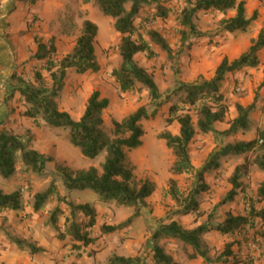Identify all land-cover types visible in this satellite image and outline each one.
Wrapping results in <instances>:
<instances>
[{
  "label": "rangeland",
  "instance_id": "1",
  "mask_svg": "<svg viewBox=\"0 0 264 264\" xmlns=\"http://www.w3.org/2000/svg\"><path fill=\"white\" fill-rule=\"evenodd\" d=\"M245 1L250 13L247 14L248 17H251L254 11H258L257 20L247 31L229 33L220 24L224 17L234 16V11H230L226 16L217 11L200 12L195 22L204 36L191 37L185 43H182L183 28L179 24L178 17L187 5V0H149V3L143 6L135 22L137 31L134 39L139 40L141 37L148 40L147 32L157 30L169 42L174 55L171 58L161 48L153 45L154 56L148 53L136 56V61L153 74L160 88L162 97L155 102L151 100L149 91L145 88L133 93L120 91L113 71L121 63L118 47L122 35L115 29V20L105 16L94 4V0H41L36 5L24 4L17 0H0V16L6 14L2 21H7L9 28L16 29L14 33H17L19 38L29 35L26 38H29L27 46L30 50L33 48V43L38 46L37 40L40 39L49 45L55 43L57 55L64 57L74 48L86 20H91L98 26V35L94 43L100 70L88 71L84 74L77 73L75 69L70 70V75L66 79L67 86L57 98L59 107L61 110L71 112L73 118L79 120L89 97L98 90L102 97L110 100V105L103 115L106 128L112 136H115L113 121H122L142 105L147 106L150 114L158 109L155 116L141 123L145 131L143 145L128 151V155L135 166L137 179L139 181L149 179L154 183L164 184L162 197L172 201L165 200V214L161 218L154 215L155 208L147 202L141 208V216L132 221L135 223L132 228H127L128 224L115 232L103 233L104 225L116 226L126 222L134 215L135 208L120 205L114 200L101 202L98 194L90 189L69 192L63 186L58 169L66 166L76 171L96 167L102 172L106 152H102L95 159L87 158L70 141L69 128L50 127L41 120L35 122L25 117L28 119L26 126L28 128H23L22 125L25 126L23 123L16 124L19 126L17 129L12 126L8 128L21 137L29 139L31 148L46 154L52 160L40 174L25 173L20 166L11 179L7 180L0 176V189L6 193L20 191L23 203L22 210L13 211L11 215L8 214L11 211L0 212V264H107L114 255L125 257L139 255L145 260V264H150L152 252L148 240L141 243L127 237L141 236V233L138 235L134 232V227L137 225L141 224L140 230L146 226V232L152 231L153 234L161 223L166 221L168 223L175 220L186 228H195L209 219L213 224L220 223L229 212L234 215L249 214L251 205L257 201V190L264 182V172L253 162L255 154L222 158L219 168L205 176V183L209 189L197 195L200 211L177 215L179 204L169 194L170 179L177 181L180 200L193 189L200 187L201 182L198 181L195 172L176 176L170 172L175 155L167 147L165 140L160 138L164 131L179 133L178 121L174 119L175 121L168 125L167 119L170 117L172 105H182L181 98L184 93L177 91L180 84L192 83L201 78L212 79L225 57L230 60L239 57L248 50L252 40L260 31L264 30V0ZM160 7L167 10V18L158 16ZM2 36L6 37L5 41L11 42L12 39L9 38L13 34ZM259 55L261 63L258 68H246L227 76L223 85L222 103L227 105L228 111L225 120L216 124L218 131L227 130L230 121L238 116L237 104L249 106L254 103L250 129L240 130L233 136L204 134L197 131L190 148V156L196 169L201 168L213 152L227 143L253 140L257 138L258 130L264 127V49ZM33 60L35 54H32L28 60V63L31 62L32 70L26 75L27 79L34 76ZM250 70L254 71L250 72ZM45 74L49 86L51 78L48 72ZM191 115L197 128L196 111L192 110ZM2 125L8 126L7 123ZM246 157L250 159V163L242 173L241 182L244 189L238 192L235 200L222 204L232 189L231 177L236 167L243 165ZM52 183L56 185V194L42 209L35 211V195L46 191ZM66 201L90 204L96 209V225L86 228L87 231L83 229L84 232H89L94 240L93 243L88 245L76 243L70 237L63 241L59 239V231L51 223V216L59 207L61 211L58 213V226L60 231L64 229L66 219L70 216V208ZM263 204L256 205L261 207ZM78 220L82 226L87 225L89 221L83 214L78 215ZM256 225L257 227H251L249 224L244 231L234 235H222L217 231L208 232L204 236V241L213 259L209 262L201 257L191 259L189 254L193 249L177 239L166 238L167 241L163 244L160 241V244L173 256L177 264H195V259L199 258L203 259V264H264L263 248L259 245V236L256 234V230L261 227L260 222H256ZM16 239L28 241L42 251L32 253L30 247H20L15 242ZM230 244L233 245L231 249L235 257L221 258Z\"/></svg>",
  "mask_w": 264,
  "mask_h": 264
},
{
  "label": "trees",
  "instance_id": "2",
  "mask_svg": "<svg viewBox=\"0 0 264 264\" xmlns=\"http://www.w3.org/2000/svg\"><path fill=\"white\" fill-rule=\"evenodd\" d=\"M18 2L36 5L41 0H17ZM149 0H94V4L105 15L115 20V29L122 35L119 44L120 65L115 68L113 75L123 93L141 91L143 88L149 91L152 101L158 102L162 95L160 88L155 81L153 74L145 67L139 65L136 56L141 53H148L154 56L153 45L161 48L171 58L174 56L171 45L157 30L147 32L149 39H134L137 31L136 19L145 4ZM217 11L226 16L230 11L235 15L229 18L224 17L220 24L229 33L245 32L258 18V11H254L251 17L247 16L245 0H187V5L181 11L178 20L182 29V43L190 40L191 37L200 38L204 33L199 31L196 24L197 14L200 12ZM158 16L163 19L168 17V12L160 7ZM98 35V26L91 20L83 23L82 33L70 53L59 57L55 43L48 46L44 41L38 39V49L35 53L36 64L34 65V76L27 79L24 76L12 75L13 89L9 99L18 93L20 95V114L33 121H43L50 127H66L70 129V141L78 147L83 156L95 159L102 152H106V159L102 165V172L96 167L84 170H73L69 167H59L63 186L66 190H93L101 202L116 201L120 205L135 208L133 216L122 224L116 226L104 225L103 233H112L141 216V208L147 204V199L156 191L157 185L146 179L139 181L135 174V166L132 163L128 151L140 148L143 145L145 131L142 128V121L155 116L157 110L149 113L147 106H140L135 112L125 117L122 121H113L114 135L112 136L106 128L104 111L109 107L110 100L102 97L99 91H94L88 99L85 111L79 120H75L71 113L61 110L57 101L58 96L65 88L69 70L75 69L77 73L84 74L88 71L97 72L100 64L95 49V39ZM264 49V30H261L248 50L238 58L230 60L225 57L217 67L215 76L207 80L201 78L192 83H181L177 91L183 92L180 104L170 107V117L167 119L171 125L176 119L179 123V133L164 131L160 138L165 140L166 145L175 155V161L170 172L176 176L185 173L195 172L200 187L193 189L186 197L180 200V191L175 179H170L169 194L179 204L177 215H188L200 211V203L197 195L209 189L205 183L206 174L218 169L222 158L232 155L255 154L254 164L264 172V127L258 130L257 138L250 141L230 142L213 152L206 163L196 169L190 156V148L197 135V131L204 134L213 133L233 136L240 130L247 131L251 125V114L255 104L243 106L237 104L238 116L230 121V127L220 132L216 128L218 122L225 120L228 107L222 103L223 85L229 74L243 69L258 68L260 52ZM46 72L50 75L51 85L48 86ZM198 115L197 128L194 125L191 111ZM52 160L46 154L31 148V141L16 134L13 130L0 123V176L9 180L18 172L22 166L25 173H42L47 164ZM250 163L248 157L245 163L236 167L231 177L232 189L227 194L222 204L235 200L238 192L244 189L241 182L243 171ZM56 194V185L52 183L44 192L35 195L34 210L39 211L45 203ZM255 201L249 210L248 215H234L229 212L227 217L220 223L213 224L210 219L195 227L186 228L180 222L172 220L168 223L162 222L153 232L148 240L149 249L152 252L150 264H177L173 256L161 246L160 241L165 238H173L190 246L193 252L189 254L191 259L201 257L206 262L212 261L210 250L204 241V236L211 231H217L222 235L239 234L250 224L261 227L256 230L259 236V245L263 248L264 256V204L258 207L257 203H264V182L256 193ZM70 208V216L67 217L64 229H59L57 207L51 216V223L59 231V239L65 240L68 237L76 243L88 245L94 240L86 228L94 227L97 222V211L90 204H75L66 201ZM22 194L20 191L6 193L0 189V212L22 210ZM83 214L89 221L84 226L78 220V215ZM258 220V221H257ZM20 247H30L32 253L42 251L34 244L25 240L16 239ZM232 244L221 255L234 256ZM107 264H145V260L137 256L114 255Z\"/></svg>",
  "mask_w": 264,
  "mask_h": 264
},
{
  "label": "crops",
  "instance_id": "3",
  "mask_svg": "<svg viewBox=\"0 0 264 264\" xmlns=\"http://www.w3.org/2000/svg\"><path fill=\"white\" fill-rule=\"evenodd\" d=\"M247 14L249 15V10L247 9ZM6 17V14L0 16V123H7V127H14L18 128L19 126L16 124L21 123L20 125L23 126V128L26 127L28 124V119H26L24 116L20 114L21 108H20V95L17 93L16 96L12 99H9L12 89H13V80L12 75L17 71V73L20 76L26 77L27 74L31 72L32 69H30L31 65L28 63V60L32 54H35L37 52L38 46L33 43V48L30 50L27 46V40L29 38V35L24 36V38H19L17 33H14L16 29L9 28L7 25V21H2ZM4 22V23H3ZM2 24V26H1ZM5 24V25H4ZM6 34H13L12 37L9 39H12L11 42L5 41V38L2 35ZM35 46V47H34ZM238 56L234 57L237 58ZM34 65L37 63L36 59L33 60ZM33 65V66H34ZM33 68V67H32ZM254 70H250L252 72ZM22 73H24L22 75ZM70 75V70L68 72V77ZM31 78V77H30ZM65 84V88H66ZM98 91V90H96ZM245 102V101H244ZM71 113V112H69ZM157 185V193L155 192V195L151 196L147 199V202L151 204L155 208L154 215L159 216V218L163 217L165 214V200L167 202H172L171 199H164L162 197V191H163V185L162 183L156 182ZM13 213V211L9 212L8 214ZM11 215V214H10ZM143 216V215H142ZM172 221V220H171ZM169 222V221H168ZM167 223V221L165 222ZM135 224L130 223L127 228H132V225ZM141 224L134 227L135 234L141 233V236L137 237H131L127 236L128 238H132L133 241H139L144 242L150 239L152 235V231L147 233L146 226H144L143 229L140 230ZM157 228V227H156ZM155 228V229H156ZM154 229V230H155ZM150 230V229H149ZM153 230V229H152ZM167 239H162L161 244L166 242ZM121 256V255H120ZM195 264H203V259H195ZM194 264V263H193Z\"/></svg>",
  "mask_w": 264,
  "mask_h": 264
},
{
  "label": "built area",
  "instance_id": "4",
  "mask_svg": "<svg viewBox=\"0 0 264 264\" xmlns=\"http://www.w3.org/2000/svg\"><path fill=\"white\" fill-rule=\"evenodd\" d=\"M46 44H47L48 46H50V45H51V44L49 45L48 43H46Z\"/></svg>",
  "mask_w": 264,
  "mask_h": 264
}]
</instances>
